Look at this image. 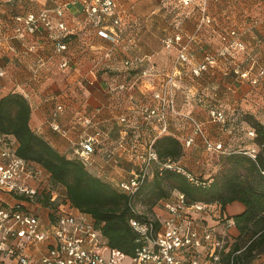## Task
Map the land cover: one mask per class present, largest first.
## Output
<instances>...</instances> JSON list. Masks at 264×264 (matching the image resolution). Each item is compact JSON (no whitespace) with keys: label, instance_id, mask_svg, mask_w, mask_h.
<instances>
[{"label":"built area","instance_id":"2783aa9c","mask_svg":"<svg viewBox=\"0 0 264 264\" xmlns=\"http://www.w3.org/2000/svg\"><path fill=\"white\" fill-rule=\"evenodd\" d=\"M78 1L82 2L90 22L97 25L105 18L111 20L108 29L100 30L101 36L114 44L123 41L125 21L116 0ZM181 1L190 3L193 0ZM204 5L205 3L202 6ZM63 15L64 7L41 8L16 14L9 21L0 22V51L6 44L10 47L11 40H23L26 35L35 34L41 29L51 33L58 52L67 50L66 42L62 41V37L66 36L67 26L62 20L55 18ZM212 22V17L203 7L197 32L206 25L210 26ZM224 31L227 32L221 36V43L216 51L205 53L201 62L191 65V44L197 32L190 35L176 29L163 39L165 48L177 50L176 66L172 71L160 68L147 56H134L124 61L125 76L121 77L123 73H117L106 82V91L112 95V100H118V105L122 106L119 114L114 116L117 117L115 122L121 125L119 136L114 139L115 145L108 147L106 155L116 165L123 161L136 165L130 175L115 182L121 192L133 196L154 176L157 168L159 171L166 168L183 171L174 160H161L154 146L155 141L163 135L177 136L170 127L176 118L189 120L193 125L191 134L181 139L185 148L192 147L197 138H200L208 152L229 153L223 141L210 138L204 123L193 111H182L177 106L179 79L198 78L204 72L220 67L221 61H233L236 51L248 48L244 41L238 39L239 31L234 28ZM249 60L247 68H242L235 62L233 72L236 78L255 86L262 85L264 65L255 58ZM99 63L101 61H97L96 66ZM68 65V58L61 61L63 69ZM178 65H184L183 72ZM2 75L4 70L0 68V76ZM149 86H155L156 89L150 90ZM196 95L198 103L207 108L210 120L220 124L222 128H229L227 107L222 102L212 103L206 94ZM187 101L193 103L189 97ZM64 108V104H57L55 113L63 112ZM100 112L101 107H97L91 113L77 110L73 116L74 123L83 126L86 131L80 136L75 148L76 158L86 166L93 163L94 155L104 143L105 131L101 126L103 121L97 117ZM51 127L63 136L69 134L68 129L58 122H53ZM249 134L255 136L254 131H249ZM245 153L255 157L256 149L251 148ZM187 175L195 181L191 174ZM45 199H48L46 206L50 210L48 223H44L39 215L22 208L24 200L43 205L42 200ZM156 206L162 207L164 213L156 211ZM155 207L146 218L130 219L132 228L138 234V245L131 255L132 264H227L226 258L237 236L232 214L227 208L218 202H189L185 194L178 191L173 192L169 198L160 200ZM43 242L49 243L46 251L39 255L31 253L30 250L36 249ZM104 245H107L106 239L97 228L93 216L75 207L69 200L66 189L53 184L50 173L43 166L20 157L17 154V143L0 134L2 261L10 258L13 264H121L113 257L107 259L99 254V247ZM230 263L233 264V257Z\"/></svg>","mask_w":264,"mask_h":264},{"label":"crops","instance_id":"0c3cea01","mask_svg":"<svg viewBox=\"0 0 264 264\" xmlns=\"http://www.w3.org/2000/svg\"><path fill=\"white\" fill-rule=\"evenodd\" d=\"M38 1L39 9L64 7V15L55 18L62 20L67 26L66 36L62 37V41L67 44V50L58 52L55 40L45 29L28 34L23 40H11L10 48L4 46L0 51V68L4 70V75L0 76V94L5 95L9 92L24 94L32 107L30 119L32 128L69 158L76 157V145L82 133L86 132L83 126L74 123V112L84 110L91 113L95 108L101 107L97 117L103 121L101 126L105 131L104 143L96 154L103 156L107 161L106 150L119 136L121 128V125L111 119L116 116L115 113L119 114L122 106L118 105V100H112V95L106 91V82L117 73H123L121 77L125 76L124 61L134 56H147L160 68L174 69L176 60L167 54H158L156 48L162 28L171 23L168 27L175 31L173 22L178 18L183 21L184 32L190 35L197 32L203 7L213 19L210 26L206 25L197 33L191 44V53L194 52L191 65L201 62L205 53L216 51L219 45V32L228 28L239 31L238 39L244 41L249 47L248 52L264 65V0H193L190 3L181 0H116L126 23V40L118 47L100 34V30L111 26V20L105 18L97 25L90 22L81 1ZM31 10L30 5L12 14L3 13L0 9V22L12 17L13 14L27 13ZM166 16H169L167 20ZM65 58L69 59V65L63 69L60 68L59 62ZM234 58L227 63L221 61V66L215 69L216 77L208 76L214 70L212 69L204 72L199 79L192 78L193 81L198 79L194 83L186 78L185 88L177 90L178 108L182 111H193L206 126L210 138L214 140L228 139L219 125L209 119L207 108L195 106L187 101L186 97L192 89L199 90L213 84L205 78L217 80L219 98L216 100L227 105V108L229 106V112L233 110L238 113L250 112L264 124V82L262 86L255 87L248 81H239L233 72L235 62L246 68L250 65V60L245 52L238 51ZM98 59H101V63L96 66ZM59 103L64 104L65 108L63 112L56 114L55 107ZM53 122H58L63 128L68 129V136H62L53 130L51 127ZM170 127L180 140L192 132L189 123L181 118L174 119ZM199 140L197 138L196 142ZM195 145L196 143L187 149L191 150ZM102 164L103 162L101 167L104 165L107 167L106 162L103 166ZM122 164L126 171L121 173L114 167L106 168L103 172L107 179H103L115 185V182L130 175L135 168L133 162L124 161ZM97 176L101 177L99 174ZM42 203L43 205H39L24 200L22 208L39 215L44 223H48L50 218V210L46 206L48 199L42 200ZM227 209L236 214L244 210V205L234 202L228 205ZM48 247L49 243L43 242L30 251L39 255ZM2 260L0 254V264H13L10 258Z\"/></svg>","mask_w":264,"mask_h":264},{"label":"trees","instance_id":"16d2710c","mask_svg":"<svg viewBox=\"0 0 264 264\" xmlns=\"http://www.w3.org/2000/svg\"><path fill=\"white\" fill-rule=\"evenodd\" d=\"M31 113V104L24 94H0V134L17 143L20 157L43 166L50 173L51 182L66 189L75 207L93 216L111 253L133 255L138 234L130 224L131 217H148L160 200L169 198L175 191L184 193L189 202H218L225 209L234 202L244 205L242 212H230L237 236L226 258L227 264H231V257L233 264H252L264 253V124L254 114L242 111L236 117L237 125L246 121L255 133L254 142L259 147L255 157L239 146L230 148L229 153L219 156L221 168L211 179L196 178L179 162L184 156L182 141L166 134L154 144L159 157L163 161L174 160L184 172L157 168L154 176L130 196L90 172L80 159L69 158L53 147L32 128ZM235 127L233 124L232 128ZM226 141L223 143L229 149ZM139 203L146 205L143 211Z\"/></svg>","mask_w":264,"mask_h":264},{"label":"rangeland","instance_id":"374dc122","mask_svg":"<svg viewBox=\"0 0 264 264\" xmlns=\"http://www.w3.org/2000/svg\"><path fill=\"white\" fill-rule=\"evenodd\" d=\"M14 1L15 0H0V9H1V12L6 13V14H12V13L17 12L18 10H24L25 6H29V5L32 8L31 11H37V10H39V1L38 0H27L26 3H25V0H20V1L17 0V2H15V3H14ZM16 14H23V13H16ZM16 14H13L11 16H14ZM121 14L123 16V12L122 11H121ZM168 17L169 16H166L165 19L167 20ZM10 19H11V17L10 18H7L5 20L4 19L3 20L1 19L2 20L1 22L9 21ZM123 19H125V18L123 17ZM168 24L169 25H167V26L164 27L165 29L162 28V30H161L162 32L160 34V39L157 41V48L156 49L158 51V54H161V55L167 54L170 57H172L173 60H176V58H177V50L176 49H168V48H165L164 45H163V39H164V37L166 35H168L169 33H172L171 32L172 31L171 28L168 27V26H171V23H168ZM173 24L175 26L174 27L175 30L177 29V31L178 30H181L182 32H184V30L182 29L183 21L181 20V18H178V20L176 19L173 22ZM125 25H126V23H125ZM226 32L227 31H221V32H219V34H218V39H219L218 40V43H219V45L221 43V40H220L221 39V36L223 34H226ZM195 37H194V39H195ZM194 39H193V41H194ZM125 40H126V37H124L123 41H121L119 44H115L114 46H117L118 47ZM4 46L9 47L8 44H6ZM248 49H249V47L246 48L245 50L238 51V52H245V54L247 55V58L248 59H251V58L257 59L255 56H253L252 54H250L248 52ZM192 53L194 55V52H192ZM100 60L101 59H98L97 61H100ZM257 61H259V60L257 59ZM59 63L61 64V62H59ZM60 64H59V66H60ZM173 65H174V63H173ZM175 66H176V62H175ZM161 67H164V66H161ZM60 68H62V67L60 66ZM178 68H180L182 70V72L184 71V65H180V66L178 65ZM217 68H219V67H217ZM164 69H166V68H164ZM212 69H214V70H212ZM212 69H210V70H212V72H210V74H208V76H210V77L213 78V77H216L217 74L215 72V68H212ZM166 70L167 71H172L173 68L170 69V68L167 67ZM185 79L186 78L184 77L181 81H180V79L177 81L178 89L179 90H183L185 88ZM188 79L190 81H193V80H191L192 78H188ZM198 79L194 80L193 83L195 81H197ZM205 79L207 81L210 80L211 81L210 83H213V84H209L208 86L199 88V90L196 89V88L195 89H192V90L189 89L190 90L189 95L186 96V97L191 98V100L193 101V104H195V106L196 105L201 106L200 103H198V99H197V95H196V94H200V93L203 96L206 94L207 99L208 100H211L212 103H218L219 102V101L216 100V99L219 98V94L217 92L218 91V88H219V86L216 83L217 80H215V79H209V78L208 79L205 78ZM260 86H262V85L255 86V87H260ZM206 87H208V88H206ZM149 89L150 90H154V89H156V87L155 86H149ZM225 106L227 107V105H225ZM228 108H229V106H228ZM228 108H227V111H228L229 118H230V122L228 124V127L229 128H224V127L222 128V126L220 124H218L219 127H220V130L223 131L224 133H226V135H227V138L226 139H228V140L226 141L227 142L226 145L229 146V149L225 146L226 150H230V148H235V147H238L239 146V148L246 149L247 151H249V149H251V148H255L256 149V152H258L259 151V147L254 142V136H252V135L249 134V131L252 129L251 126H250V124L248 122H246V121H242V122H239V125H237V119H238V117H236V114L238 112H234L235 110L229 112V109ZM114 115H118V113H115ZM209 119H210V116H209ZM116 120H117V117H112V121L113 122H115ZM186 121L189 123L190 128L192 130L193 129L192 123L189 120H186ZM232 123L235 124V126H237V127H235V129L232 128V126H233ZM204 127L206 129V126L205 125H204ZM214 127H216V126H214ZM206 132L208 133L207 129H206ZM58 133L60 135H62L60 132H58ZM146 136L147 135H145V137ZM220 140L221 141H225V139H221V138H220ZM113 141L114 142L113 143L111 142L110 143V146H108V147H113L115 145V140H113ZM142 145H145V144L143 143ZM101 152L104 153V151H101ZM185 152H186V154H185ZM97 154H95L94 157H93V163L91 165H88L87 166V168L93 174H97V175L99 174L102 178L107 179L105 177V172H103L106 168L114 167V168L118 169L121 173H123L124 171H126L125 170L126 168L122 164L124 161L122 163H119V165H116V163H115L114 160L107 159V161H106L105 159H103V156H99ZM221 155H224V154L216 153V152H212V153L208 152L204 148L203 143H202V141L200 139L199 142H196V145H195V147L193 149L188 150L187 148L184 147V156L179 159V162H180V164L182 165L183 169L186 172L191 173L196 178H203L205 180H209L221 168L220 158H219V156H221ZM101 162H103L102 166L104 165V162H106V166L107 167H105V165H104V167H101ZM102 168H104V169L101 170ZM121 175H124V174H121ZM139 208H140L141 211H143L146 208V205H144L142 203H139ZM155 210L158 211V212H160V213H164V209L162 207H160V206H156L155 207ZM99 254L100 255H103L107 259H110V258L113 257L114 260L120 262L121 264H132V257L131 256H121V255H119L116 252L112 255L111 254V250H110V248L107 245H104V246L99 247ZM252 264H264V253L261 254V255H259L258 257H256L252 261Z\"/></svg>","mask_w":264,"mask_h":264}]
</instances>
